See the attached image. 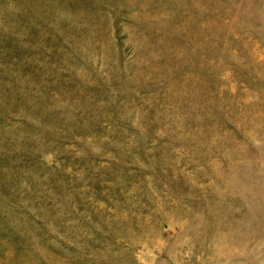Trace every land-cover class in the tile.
Masks as SVG:
<instances>
[{"label": "rangeland", "instance_id": "374dc122", "mask_svg": "<svg viewBox=\"0 0 264 264\" xmlns=\"http://www.w3.org/2000/svg\"><path fill=\"white\" fill-rule=\"evenodd\" d=\"M0 264H264V0H0Z\"/></svg>", "mask_w": 264, "mask_h": 264}]
</instances>
